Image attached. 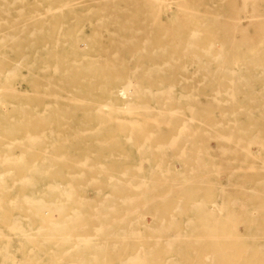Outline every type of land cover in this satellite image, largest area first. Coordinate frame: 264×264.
<instances>
[{
    "label": "bare ground",
    "instance_id": "bare-ground-1",
    "mask_svg": "<svg viewBox=\"0 0 264 264\" xmlns=\"http://www.w3.org/2000/svg\"><path fill=\"white\" fill-rule=\"evenodd\" d=\"M249 9L264 17L255 0H0V264H264V23L241 28ZM214 44L254 54L187 82L189 53L228 64ZM209 79L210 99L174 93Z\"/></svg>",
    "mask_w": 264,
    "mask_h": 264
},
{
    "label": "rangeland",
    "instance_id": "rangeland-1",
    "mask_svg": "<svg viewBox=\"0 0 264 264\" xmlns=\"http://www.w3.org/2000/svg\"><path fill=\"white\" fill-rule=\"evenodd\" d=\"M229 1H237L238 3L242 2L243 0H229ZM255 4L257 5V7L259 8V11L260 13H263L264 15V0H255ZM166 14L167 16H170V7L169 5L166 6ZM261 21L262 23H264V17L263 18H258L256 20L252 19V12H251V9L247 10V11H244V12H241L240 15H239V18H238V23H239V26H241V28L245 29V30H249L251 31V26H249L251 23H253L254 21L257 22V21ZM263 53V52H261ZM259 53V54H261ZM221 54V55H220ZM253 54L252 52H249L248 50H243L242 53H238V54H234V53H218L217 51V48H216V44H214V49H213V52L210 53V55L208 56H212L213 58L215 57H218L219 58L223 55H225L224 57H230L231 59H228L229 62L227 65H223V68L215 65V64H211L210 65V68L209 69H204V67L202 66L203 63L202 61L204 60V56L205 54H203L202 52L200 51H196V53H189L188 56L189 57H198L199 59L197 60V62L201 61V64L199 63H195V60H193L194 62L191 64L188 63V68H187V76H188V81L187 82H197V83H201V82H205V76L207 73H209V75H214V76H219L222 72H226L227 74L229 73L230 75L231 74H235L236 75L237 73L240 72V69H239V65H242L243 61H244V65L245 64H248V62L252 59L253 57ZM264 55V54H263ZM207 56V55H206ZM238 58V59H235V58ZM239 57L240 59H242L243 61H241L242 63H239ZM242 57V58H241ZM208 61V60H207ZM234 61V62H233ZM234 72V73H233ZM210 80V79H209ZM207 81V82H212V83H215L214 80H210V81ZM262 80V79H261ZM135 81V80H134ZM133 81V82H134ZM195 86V87H194ZM192 87H189V88H185L183 86H175L174 87V93H182L185 94V93H191L193 92L192 94L196 97H198L199 99H210L212 97V91H215L217 89H219L215 84L211 85V86H201V85H194ZM185 89V90H184ZM222 89V88H221ZM193 90V91H192ZM187 91H190V92H187ZM208 94V96H206ZM202 106H204V102L203 104L202 103H198L196 107H199L201 108ZM200 110V109H199ZM215 112H219L218 110L215 111ZM207 148L209 150L210 153L212 154H215L216 153V145H215V141L214 140H209L208 141V144H207ZM255 146L254 145H251L250 148H249V151L251 152L252 155H255L256 152H255ZM175 165V166H174ZM179 162H173L171 167L172 169L174 170H179L180 166H179ZM216 181L218 184H220L221 186H226L227 188H229L230 184H228V181L226 179V176L225 174H220L219 176H217L216 178ZM232 188L228 189L229 191H231ZM143 220H144V224L147 226V227H152L153 224H152V221L150 219V215L149 214H145L143 216ZM146 218V219H145Z\"/></svg>",
    "mask_w": 264,
    "mask_h": 264
}]
</instances>
